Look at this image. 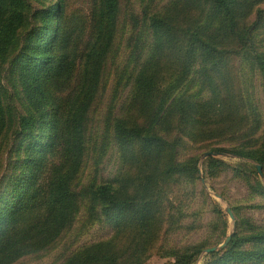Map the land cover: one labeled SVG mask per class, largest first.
Instances as JSON below:
<instances>
[{
    "label": "trees",
    "instance_id": "trees-1",
    "mask_svg": "<svg viewBox=\"0 0 264 264\" xmlns=\"http://www.w3.org/2000/svg\"><path fill=\"white\" fill-rule=\"evenodd\" d=\"M153 1L139 0L125 23L121 0H89L87 13L69 15L66 0H0V264L48 250L78 218L110 226V235L60 264H142L162 229L185 220L193 197L177 207V189L228 168L264 201V117L242 81L247 67L264 92V0ZM122 46L92 139L89 116ZM211 142L240 158L237 167L209 156L200 176L199 156L182 151ZM109 149L118 168L104 176ZM208 190L201 185L224 216ZM230 209V241L201 264H264V227ZM221 241L162 255L193 264Z\"/></svg>",
    "mask_w": 264,
    "mask_h": 264
},
{
    "label": "rangeland",
    "instance_id": "rangeland-1",
    "mask_svg": "<svg viewBox=\"0 0 264 264\" xmlns=\"http://www.w3.org/2000/svg\"><path fill=\"white\" fill-rule=\"evenodd\" d=\"M167 0H154L153 6L160 7L166 3ZM66 12L72 13H85L89 10V0H66ZM264 8V4L261 5ZM139 0H121L120 3V15L124 22L127 21V15L134 11L139 12ZM123 46L119 51V56L115 59V62L111 65L108 73V79L110 80L108 88L104 95L96 102L89 116V135L92 139H96L98 132L104 125V114L107 108V102L109 99L112 72L118 66V62L121 56H125ZM126 52V51H125ZM127 53V52H126ZM242 81L245 91L249 94L254 104L259 108L264 117V92L258 75L254 72H250L247 67L242 68ZM128 88L121 93L119 102H123L127 96ZM11 141L4 145L2 150V157L6 158V151L11 146ZM219 145L216 142H211L209 145L198 147V145H188L182 152V155L196 154L199 156V169L200 176H203V171L206 167V160L208 157H204L203 154L206 151H216L214 148ZM214 158H220L224 160L230 166L237 167V163L241 161L240 158L235 157L230 153H226ZM118 168V159L116 152L109 149L102 163V173L104 176H113ZM2 172V171H1ZM85 172L83 180H86ZM1 175V174H0ZM202 181V179H201ZM206 185L214 189V193H220L223 197L222 200L213 196V191L210 192L211 197L222 208L224 216L217 217L214 214V208L209 201L201 194L200 181L197 182L194 187L183 185L184 188L177 189L175 192V203H178L177 207L181 204L183 209L187 207L189 199L193 197V202L187 209V215L185 220L181 223L180 228L171 226L168 230L167 227L162 229L159 239L155 245L149 250L145 260L142 264H169L173 259L172 257H164L163 251L172 247L190 246L193 244L203 243H216V241H224L229 231L233 232L234 222L231 221L224 208L226 205L230 207H240V212L243 215L250 217L257 225L264 227V206L262 207H249L251 204H264V201L256 194L250 192L245 179L236 177L231 168L225 171L219 172L216 176L208 178ZM184 191V192H183ZM173 215L176 217L179 215V211H173ZM80 216V215H79ZM78 216V217H79ZM227 222L226 236L222 237L223 221ZM111 227L103 224L102 222L94 223L93 225L84 226V223L78 218L70 231L65 232L58 239V241L52 245L48 250L39 253L38 255H26L13 264H60L73 250L81 246L86 242L96 241L110 235ZM219 245V244H218ZM206 252H202L195 263L201 264Z\"/></svg>",
    "mask_w": 264,
    "mask_h": 264
},
{
    "label": "water",
    "instance_id": "water-1",
    "mask_svg": "<svg viewBox=\"0 0 264 264\" xmlns=\"http://www.w3.org/2000/svg\"><path fill=\"white\" fill-rule=\"evenodd\" d=\"M223 154L224 153L219 152V151H206V152H204L203 156L204 157H209V156L217 157V156H220V155H223ZM256 168H257L259 177L262 178L263 174H262V171H261V167L257 164ZM202 184H203V186L205 188H207V185H206V183H205L203 178H202ZM213 196H215L216 198L222 200V198L217 193L213 192ZM224 210L228 214V216L231 219V221H234V215H233L230 207L228 205H226ZM232 233H233L232 231H229L228 235L226 236V238L224 239V241L221 244H219L218 246H213V247L207 248V249H205V252L208 253V252H212V251H215V250H218V249H221V248L225 247L228 244V242L230 241Z\"/></svg>",
    "mask_w": 264,
    "mask_h": 264
}]
</instances>
